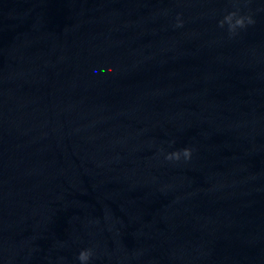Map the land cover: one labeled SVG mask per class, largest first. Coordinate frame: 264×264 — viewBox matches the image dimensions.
<instances>
[{
  "label": "water",
  "instance_id": "water-1",
  "mask_svg": "<svg viewBox=\"0 0 264 264\" xmlns=\"http://www.w3.org/2000/svg\"><path fill=\"white\" fill-rule=\"evenodd\" d=\"M85 249L264 264V0H0V264Z\"/></svg>",
  "mask_w": 264,
  "mask_h": 264
},
{
  "label": "clouds",
  "instance_id": "clouds-1",
  "mask_svg": "<svg viewBox=\"0 0 264 264\" xmlns=\"http://www.w3.org/2000/svg\"><path fill=\"white\" fill-rule=\"evenodd\" d=\"M235 18V19H234ZM253 21L248 18V23H252ZM225 23H227L229 31L234 33L235 30L238 27H244L245 25V18L243 17H237V13L236 12H231L228 15H226L224 17L223 20H221L219 22V26L220 27H224ZM177 26H182V22L178 21ZM191 154H192V150L189 148H184L181 151H177V152H173L169 155L166 156V159L168 160H179L181 155H183V157L185 159H190L191 158ZM92 250L91 249H85L82 250L79 255H78V260L81 261V264H86V262L90 259V257L92 256Z\"/></svg>",
  "mask_w": 264,
  "mask_h": 264
}]
</instances>
